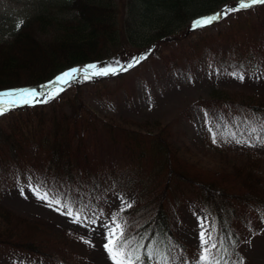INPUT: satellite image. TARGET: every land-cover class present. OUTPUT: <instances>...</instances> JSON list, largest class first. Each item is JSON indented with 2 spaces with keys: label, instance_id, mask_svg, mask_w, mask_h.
Returning a JSON list of instances; mask_svg holds the SVG:
<instances>
[{
  "label": "trees",
  "instance_id": "obj_1",
  "mask_svg": "<svg viewBox=\"0 0 264 264\" xmlns=\"http://www.w3.org/2000/svg\"><path fill=\"white\" fill-rule=\"evenodd\" d=\"M237 4L238 0H67L59 10L69 18L49 12V7L0 42V90L44 85L77 66H105L114 59L121 62L132 48L141 47L137 40L142 38H146L145 45L153 46L155 56L170 53L172 48L186 49L193 45V33L203 35L208 29H193V21ZM232 14L238 16L237 21H228ZM263 19L264 5H256L216 21V29L229 23L226 33L233 35L229 45L234 58L226 54L218 60L229 57V67L249 62L238 47L241 43L255 48L251 57L264 58ZM183 55L188 57L185 50ZM76 82L47 103L0 115V193L9 178L27 179L34 186L41 181L53 192L68 193L77 207L87 205L88 217L110 223L116 213L132 245L143 244L142 255L145 249L154 253L152 260L144 256V264H158L161 257L169 264L191 263L189 247L173 231L174 213L179 209L176 199L189 195L208 215L206 227L218 241L214 255L218 252L222 264H240L238 245L243 230L250 226L247 217L252 215L264 224V159L249 151L218 152L215 164L208 165L212 174H202L203 163L182 154L169 124L134 126L97 114L83 102ZM70 90L73 94L66 98ZM211 101L198 103L239 119L243 109L255 120L264 118V106L233 101L223 106L216 101L213 106ZM27 148H33L31 157ZM123 190L134 191L137 202L123 210L105 205L106 194ZM237 224L243 227L242 233ZM58 236L59 240L53 239ZM78 243L82 240L77 236L54 234L43 223L22 217L0 202V246L52 263L74 264L69 260L74 256L70 246L79 247Z\"/></svg>",
  "mask_w": 264,
  "mask_h": 264
},
{
  "label": "rangeland",
  "instance_id": "obj_2",
  "mask_svg": "<svg viewBox=\"0 0 264 264\" xmlns=\"http://www.w3.org/2000/svg\"><path fill=\"white\" fill-rule=\"evenodd\" d=\"M65 2L67 0H0V42L13 35L20 27H17L18 23H23L41 10L48 11L49 7V12L53 11L60 17L69 18V14L59 10ZM237 19L236 14L228 16L230 22ZM240 19L244 17L240 16ZM236 23L242 26L241 21ZM228 24H221L220 29H216L213 24L203 35L193 33V45L185 47L186 49L172 48L170 53L161 56L152 53L153 46L145 45L146 38L137 40L141 47L132 48V53H128L131 55L125 57L121 63L140 55H146V59L123 72L120 77L110 78L113 74L95 76L88 80H84L82 76L77 77L76 84L80 86L83 102L97 114L125 121L130 125L142 126L159 121L169 124L174 131L173 142L182 148V154L193 161L192 157L198 158L203 163L199 168L202 174H212L210 166L218 160L219 153L234 155L247 150L264 159L262 145L249 147L223 141L213 144L209 132V128H212L225 137L229 132H235L237 138L242 139L248 136L251 126L256 129L264 127L261 126L264 124V118L255 120L247 112L248 109H243L240 112L243 118L239 119L238 115L231 116L225 110L216 107L205 108L198 103L200 100H214L211 101L213 106L216 101L222 106L225 101L264 106V58L251 57L255 48L242 43L238 46L245 56H249L250 61L246 63L237 62L229 67V57L224 62L218 60V57L226 54L234 58L233 48L229 45L233 35L226 33L229 30ZM183 50L188 57L183 55ZM164 51L165 49L161 50ZM82 67L84 66H77ZM233 73L236 76L243 74V81L234 78ZM100 77L103 80H100ZM68 93L66 98H69L73 91ZM205 113H208L207 122ZM250 143H254V140ZM27 153H30L31 157L34 154L33 148H27ZM196 164L200 163L196 160ZM30 183L23 178H9L0 193L1 204L22 217L43 223L54 234L70 233L80 238L82 244L78 243L79 247L68 245L74 251V256L69 259L74 264H113L104 249V225L109 223L108 220L96 219L95 224L88 221L73 223L71 217L62 215L54 207H48L45 201L37 199L29 190ZM21 188L24 189V195H21ZM188 197L176 199L179 209L177 214L174 213L173 231L175 236L189 247L187 256L193 255L191 263L197 264L195 262L201 250L200 224L203 222L206 226L208 215L195 199L189 195ZM136 202V193L128 190L112 191L104 197V203L110 209H120L127 203L133 205ZM247 218L250 226L243 230V241L238 245L242 264H264V224H259L252 215ZM237 227L242 233L243 227L239 224ZM53 239L59 240V236ZM85 240H90L92 246L85 243ZM55 246L57 245L54 244L53 247ZM54 250L55 248H52V252ZM0 264L58 263L0 246Z\"/></svg>",
  "mask_w": 264,
  "mask_h": 264
},
{
  "label": "snow or ice",
  "instance_id": "obj_3",
  "mask_svg": "<svg viewBox=\"0 0 264 264\" xmlns=\"http://www.w3.org/2000/svg\"><path fill=\"white\" fill-rule=\"evenodd\" d=\"M256 5H264V0H238V4L234 7L225 6L212 15L196 19L193 21L192 27L196 29L211 25L231 13L248 10ZM20 23H22V21ZM20 23H18L17 27L20 26ZM144 59H146V55L135 56L125 63H121L119 59H114L111 63L103 67L97 64H89L82 68H72L62 72L52 81L42 85V90L39 91L36 88L29 87L0 91V115L17 107L25 105L33 106L36 103H47L55 99L71 82L76 81L77 77L82 76L84 80H88L95 76L114 75L134 68ZM233 76L241 81L244 79L243 74L236 76V74L233 73ZM207 117L208 113H205L206 122ZM209 132L213 144H216L218 141H223L234 142L249 147L256 145L264 146V134H261L264 133V128H261L260 133H257L256 128H252L248 136L242 139H238L235 132H229L227 137L213 131L212 128H209ZM241 135L243 136V134ZM253 140L254 143H250V141ZM29 190L33 192L37 199L45 201L48 207H54L55 210L62 215L71 217L73 223L80 224L84 221H88L91 224L96 223V219L86 215L85 209L87 205L77 207L78 202L72 200L68 193L53 192L41 181H37L35 186L30 183ZM21 195H24L23 188H21ZM124 207H131V204L127 203L123 205L121 210H123ZM100 215H103V213L101 212ZM104 227L106 229V243L104 244V249L109 254V258L113 261V264H144V256H146L148 260H152L154 255L152 251L145 249L143 255L141 254L140 250L145 248L143 244L132 245L131 239L126 236L124 222L119 219L118 214H112L110 223L105 224ZM200 228L201 252L197 258V264H222V257H218L213 253V250L218 247L217 239L213 238L212 231H210L203 222L200 224ZM84 242L92 246L90 240H85ZM226 251L225 249V252ZM158 264H169V262L166 258L161 257ZM224 264H227V262L225 261Z\"/></svg>",
  "mask_w": 264,
  "mask_h": 264
}]
</instances>
